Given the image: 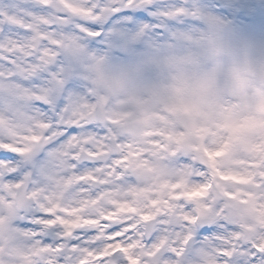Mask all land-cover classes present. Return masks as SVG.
<instances>
[{"label": "clouds", "instance_id": "obj_1", "mask_svg": "<svg viewBox=\"0 0 264 264\" xmlns=\"http://www.w3.org/2000/svg\"><path fill=\"white\" fill-rule=\"evenodd\" d=\"M2 3L0 264H264V0Z\"/></svg>", "mask_w": 264, "mask_h": 264}, {"label": "snow or ice", "instance_id": "obj_2", "mask_svg": "<svg viewBox=\"0 0 264 264\" xmlns=\"http://www.w3.org/2000/svg\"><path fill=\"white\" fill-rule=\"evenodd\" d=\"M0 20L5 21L8 25V30L6 34H0V51L4 50L5 45L8 49L15 50L17 48L23 50L24 45V33L34 32L35 35L31 38L32 42L27 44V48L35 47L41 39L45 37L39 31H36L34 27L26 23L19 15L13 14L8 11L5 5L0 0ZM48 50H42V55H49ZM3 57L0 56V60ZM24 69L21 68V71Z\"/></svg>", "mask_w": 264, "mask_h": 264}]
</instances>
